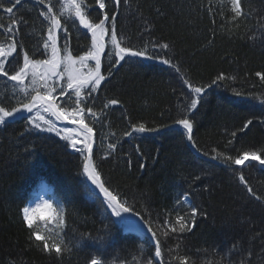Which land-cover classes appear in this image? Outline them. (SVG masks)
Listing matches in <instances>:
<instances>
[{
  "label": "trees",
  "instance_id": "16d2710c",
  "mask_svg": "<svg viewBox=\"0 0 264 264\" xmlns=\"http://www.w3.org/2000/svg\"><path fill=\"white\" fill-rule=\"evenodd\" d=\"M241 2L246 17L235 20L230 0H126L118 9L117 27L126 43L137 49L147 45L150 53L171 58L195 84H210L221 73L227 78L207 88L190 115L200 152L173 124L187 104L188 89L180 74L168 65L138 59L121 62L109 74L113 58L102 57L106 80L92 105L99 122L86 119L94 129V162L102 178L141 216L154 221L159 217L154 230L167 264H178L175 256L187 257L188 264H240L249 249L252 264H264V169L256 163L238 167L223 156L212 158L243 151H257L264 158V80L256 75H264V0ZM85 3L98 8L94 0ZM106 3L105 10L113 8L111 0ZM42 10L35 0H22L12 14L26 21L16 25L21 64L23 51L46 58L40 54L47 35ZM0 18L5 26L11 23L3 12ZM69 31L73 55H82L90 47L89 35L71 23ZM6 41L11 42L0 34V43ZM153 43H168L170 48L153 49ZM111 99L119 103L105 108ZM248 120L253 123L241 131ZM139 123L159 131L124 135ZM108 144H115V150ZM237 169L261 200L238 182ZM81 171L79 155L56 137L32 131L26 120L0 127V264H88L92 257L102 264H146L154 256V242L124 233ZM41 183L63 208V231L59 226L54 232H61L71 251L59 257L30 239L33 230L22 219L31 190ZM185 195L198 209L196 226L191 232L172 233L163 222L168 218L175 224L178 210L190 215L188 204H177Z\"/></svg>",
  "mask_w": 264,
  "mask_h": 264
},
{
  "label": "snow or ice",
  "instance_id": "6c2138e0",
  "mask_svg": "<svg viewBox=\"0 0 264 264\" xmlns=\"http://www.w3.org/2000/svg\"><path fill=\"white\" fill-rule=\"evenodd\" d=\"M35 2L43 5L46 9L39 13L47 21V38L43 40L40 53L46 58L36 59L34 56H30L28 51H23L21 64L18 59L21 53L17 51L18 41L15 39L16 25L26 23V21L17 19L12 14L14 9L22 3V0H0V12H3L11 21L7 26L0 22V29L6 28V33L0 34H6L11 41L5 42L6 47L4 43H0V77H6L8 81L14 82L12 96L0 98V127H7L19 118L26 120L27 124L36 130L55 133L57 137L65 141V147H70L82 157L83 175L98 190V192L92 194L103 197L102 204H105L107 209L111 210L112 216L118 218L116 222L124 223L125 214L140 218L143 228L150 234L155 247L154 256L147 258L146 264H154V261L155 264H167L162 259V241L158 236V229L154 230V224L159 225V217L154 221L141 216L134 205L129 204L128 200L123 198L118 190L102 178L98 165L94 162V129L85 121L87 118H91L93 123L99 122L98 113L92 105L96 99L94 93L99 91L102 82L106 80V76L101 72L102 57L113 58L109 60V74L112 67L130 59H158L160 63L168 65L180 74L183 84L188 89L185 96L187 104L177 114L173 124L181 127L186 140L198 152L201 150L197 147L193 137V120L190 119V115L202 102L206 89L218 85L219 82L227 78L221 73L210 84H195L181 73L180 66L174 64L171 58H164L158 54L150 53L147 45L142 49H137L126 43L127 38L119 32L117 27L120 14L118 9L122 3H126V0H111L113 8L109 10H105L107 8L106 0H94L98 8L85 3V0H63L58 11H54V9L57 7L59 0H57V4H54L53 0H35ZM230 3L234 20L246 17L241 0H230ZM65 14H67V17ZM100 14H102V18H99ZM69 23L72 27L82 28L86 30V34H90L91 45L82 55H73ZM152 48L168 50L170 45L168 43H153ZM89 62H94V64L90 65ZM84 69L87 71H83ZM256 75L264 80V75L261 73L258 72ZM230 79L235 80L236 78L231 77ZM233 91L235 92V89ZM235 94L241 95L239 92H235ZM252 98L255 99L256 97L253 96ZM13 100L15 103H13ZM118 103L119 101L111 99L104 104V107L107 108L109 105H117ZM25 113H28L29 116H25ZM49 117H54L55 121H66L78 127L59 128ZM252 123V120H248L241 131L247 130ZM156 131H159V129L149 128L144 123H139L132 124L131 130L125 132L124 135L131 137L133 134ZM232 136L235 137L236 133L233 132ZM107 148L115 150L116 145L108 144ZM212 151L216 152V149L213 148ZM110 154V152L107 153V155ZM202 154L208 155L207 152ZM107 155L101 158L106 159ZM220 156H223L225 161L237 166H243L246 161L250 160L258 161L261 165H264V158L257 151H243L235 157L217 153L212 158L216 159ZM128 163L131 164V161ZM237 172L239 173L238 182L246 188L247 193L255 199L261 200V197L256 196L249 185L242 170L237 169ZM181 203L188 204L191 212L190 215H180L178 210L175 224L165 218L164 226H167L172 233L191 232L196 226L198 209L191 206L187 195L184 196L182 201H177L178 205ZM22 214L23 221L29 229H33L34 222L39 218L47 223L56 220L61 227V232L63 231L65 224L63 208L58 211L49 200L37 203L35 207L23 208ZM176 225H179V228ZM61 232L50 230L49 235L46 237L39 231L33 230L30 239L34 238L35 241L41 242L42 250L45 253L52 254L54 252L59 257L62 252L71 251ZM163 235L167 237L169 232L164 231ZM49 240L53 242L49 244ZM262 243H264V240H262ZM233 248L238 252L241 251L235 245ZM171 251L169 249V253ZM252 256V251L247 250V257L245 260L240 261V264H252ZM261 256L264 257V248L261 249ZM173 259L178 264H188L187 257L175 256ZM88 264H102V262L101 259L92 257Z\"/></svg>",
  "mask_w": 264,
  "mask_h": 264
},
{
  "label": "rangeland",
  "instance_id": "374dc122",
  "mask_svg": "<svg viewBox=\"0 0 264 264\" xmlns=\"http://www.w3.org/2000/svg\"><path fill=\"white\" fill-rule=\"evenodd\" d=\"M53 3L57 4V0H53ZM62 3H63V0H59V3L57 4V11L59 10V5L62 4ZM65 16H67V14H65ZM77 23H78V21H77ZM89 36H90V34H89ZM46 38H47V36H46ZM5 47H6V45H5ZM138 60H140V61H142L144 63H155V64H158L160 66H166V65L160 63L159 60H148V59H138ZM89 63H90V65L94 64V62H89ZM83 71L86 72L87 70L84 69ZM13 91H14V82L8 81L6 77H0V98H3L4 95H6L7 97H11L12 94H13ZM96 93H94V96L96 95ZM13 103H15L14 100H13ZM24 115L25 116H29L28 113H25ZM49 118L52 119L53 122L56 123L57 127H59V128H65V127L76 128V127H78L77 125L69 124L66 121H55L54 117H49ZM18 119H16V120H18ZM87 119H89V118H87ZM29 127H30V129H32L35 132H38L40 134H45V135H50V136L56 137L58 140H60L61 142L66 144V142L61 140L59 137H57L55 135V133H49V132H46V131H39V130H36V129L32 128L30 125H29ZM175 128L182 130L180 126H176ZM68 149L72 153H75V154L79 155L78 153L74 152L70 147H68ZM79 157L82 160V157L80 155H79ZM248 163H256L259 168L264 169V165H261L258 161H252V160L246 161L245 165H247ZM245 165L238 166V167H244ZM81 174L83 175V171H81ZM83 177H84L85 181L87 182V184L89 185V187L92 188L93 190H95L96 192H98V190H96L94 188V186L91 185V182L87 181V179H86V177L84 175H83ZM100 197L103 200V197L102 196H100ZM44 200L51 201L52 204H53V207L56 208L58 211L61 209V205H59L58 203H56L54 201V199L52 198V195H51V190L44 183L39 184L37 187H35V188H33L31 190V192H30V200L26 203L24 208L25 207H35V205L37 203H42ZM105 208H106V210H108V212L111 215V210L107 209L106 205H105ZM112 217H113V220L115 221V223L119 227H122L125 230L126 233L136 234L137 236H139L141 238V240H145V239H148V237H150L149 233L146 231V229L143 228L142 222L140 221L139 217L125 214V222L124 223H117L116 221L118 220V218L115 217V216H112ZM22 219H23V214H22ZM24 224L26 225L25 222H24ZM58 227H59V225H58L56 220H53L51 223H47L46 221H42L39 218H37L36 221L34 222L32 230L39 231L42 235L47 237L49 235L50 230L51 231H55ZM50 243H52L51 240H49V244Z\"/></svg>",
  "mask_w": 264,
  "mask_h": 264
}]
</instances>
